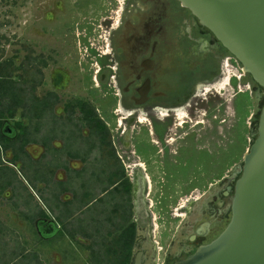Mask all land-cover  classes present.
Returning <instances> with one entry per match:
<instances>
[{"label":"flooded vegetation","instance_id":"1","mask_svg":"<svg viewBox=\"0 0 264 264\" xmlns=\"http://www.w3.org/2000/svg\"><path fill=\"white\" fill-rule=\"evenodd\" d=\"M36 4L41 18L53 20L54 4L74 14L65 42L77 50L64 66L41 50L33 72L31 58L23 65L35 75L26 103L0 98V206L45 237L29 249L0 220V264H41L53 243L75 251L82 238L92 264L97 243L104 252L120 233L129 264H173L211 243L231 222L243 167L230 165L225 96L254 91L258 115L264 89L179 0Z\"/></svg>","mask_w":264,"mask_h":264},{"label":"water","instance_id":"2","mask_svg":"<svg viewBox=\"0 0 264 264\" xmlns=\"http://www.w3.org/2000/svg\"><path fill=\"white\" fill-rule=\"evenodd\" d=\"M264 89V0H179ZM228 227L173 264H264V106L244 154Z\"/></svg>","mask_w":264,"mask_h":264},{"label":"rangeland","instance_id":"3","mask_svg":"<svg viewBox=\"0 0 264 264\" xmlns=\"http://www.w3.org/2000/svg\"><path fill=\"white\" fill-rule=\"evenodd\" d=\"M52 1L49 0V2ZM92 1L93 3L97 2V0ZM53 7L52 10L56 15L52 20L45 16L40 17L42 12L37 9L36 0H0V57L7 58L16 55L18 57L17 64L24 65L29 63V58H31L30 62H34L41 50L45 56L51 55V52L54 51L53 54L58 55L60 60H65L66 63L63 62L62 66L67 65V62L72 60V54L77 50V48L68 47L65 42L70 38L66 31L74 19V14L68 8L60 12L61 10L55 9V4ZM74 20L76 21V19ZM85 54L84 50L80 51V56L83 57ZM33 67L34 63L31 67L32 72ZM231 76L234 77L232 74ZM247 84L249 85V83ZM233 85L235 84L233 83ZM82 92L67 91L65 94L76 97L77 95L82 96ZM221 92L224 93V91ZM85 95L90 99L95 98L92 91H86ZM234 96L233 89L228 91L225 96L229 99L227 105L230 120V165L232 170L235 166L243 164L244 154L249 149L252 140L256 138L251 135L252 127L255 123L258 124L260 117V113L256 115L255 112L254 91H247V94L240 96L239 100H237L239 96ZM262 107L263 104L260 108L262 109ZM0 220L12 228L17 227L26 232L29 249H37L39 239H45L41 234L43 229L38 228L39 226L28 232L27 224L10 208L8 203L0 206ZM172 229H174V225ZM68 243L69 240H59V242L50 245L46 252L43 251L42 258L45 262L41 264H86L89 254L85 251L84 246L88 244V241L82 238L81 245L77 244L78 250L75 251L71 248L73 245L69 246ZM80 246L82 247L80 248ZM22 263L29 264L28 259Z\"/></svg>","mask_w":264,"mask_h":264},{"label":"trees","instance_id":"4","mask_svg":"<svg viewBox=\"0 0 264 264\" xmlns=\"http://www.w3.org/2000/svg\"><path fill=\"white\" fill-rule=\"evenodd\" d=\"M0 57V98L8 97L13 104V106H22L25 104V91L35 90V75L27 74L22 72L24 68L22 64H17V56H12L10 58ZM33 61L30 62L31 67L33 66ZM29 64V65H30ZM27 72V71H26ZM252 78V77H251ZM13 110L15 108H12ZM2 111L0 112V117L2 116ZM91 114V124L93 133L98 135H105L101 133L103 131L101 121H98L96 125L95 121L98 120L96 113L93 110L89 112ZM109 134V133H108ZM130 234L133 237V232ZM97 248L92 253V264H129L131 255V241L126 240L124 234L120 233L116 235L114 239L109 242L107 249L102 252V248L97 243Z\"/></svg>","mask_w":264,"mask_h":264}]
</instances>
